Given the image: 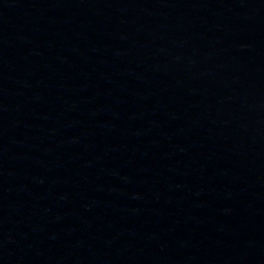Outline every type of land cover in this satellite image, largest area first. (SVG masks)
Instances as JSON below:
<instances>
[{
    "label": "water",
    "instance_id": "95a60500",
    "mask_svg": "<svg viewBox=\"0 0 264 264\" xmlns=\"http://www.w3.org/2000/svg\"><path fill=\"white\" fill-rule=\"evenodd\" d=\"M119 0H0V209L77 87Z\"/></svg>",
    "mask_w": 264,
    "mask_h": 264
}]
</instances>
